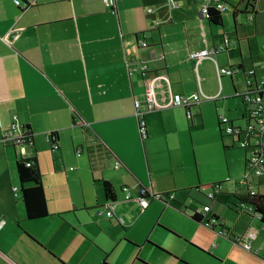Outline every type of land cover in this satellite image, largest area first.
Masks as SVG:
<instances>
[{
	"label": "crops",
	"instance_id": "crops-1",
	"mask_svg": "<svg viewBox=\"0 0 264 264\" xmlns=\"http://www.w3.org/2000/svg\"><path fill=\"white\" fill-rule=\"evenodd\" d=\"M24 3L28 6L20 8L12 0H0V264H121L108 260L114 249L130 251L135 256L131 264H189L182 255L186 248L215 264H264V221L235 206V192L243 190L236 184L244 176L245 154L243 176L234 179V190L228 193L237 214L230 224L221 219L216 204L221 186L215 199L207 202L209 189L200 185L209 183L195 185L189 166L192 157L185 136L202 124L201 102L208 98L192 104L190 116L185 108L170 105L174 94L189 96L201 90L219 97L228 92L222 83L226 74L218 76L217 66L241 64L245 71L255 70L229 61L230 51H240L241 37L212 31L200 10L202 5L211 6L212 0H112L109 8L103 0ZM246 3L227 0L226 11L232 4L231 17L233 12L237 16L245 12ZM257 3L253 18L246 19L254 27L253 36L262 40L264 23L261 32L255 29ZM222 35L235 40L230 50L218 52L214 60L203 58L197 65L188 58V51L215 43ZM261 49L264 57V39ZM131 59L146 62L148 72L129 73ZM205 60L213 64L212 84L201 83L199 67ZM263 74L264 69L255 70L253 79ZM233 75H227L232 96L240 98L245 88L233 87ZM148 88L154 91L158 107L141 112L146 135L140 139L133 102L143 100ZM72 114H78L73 121ZM215 115L219 128L220 115ZM13 116L33 133L22 154L4 140ZM50 131L58 133L57 147L52 149L47 141ZM225 146L237 145L232 139ZM19 155L37 159L46 218L27 219L23 203L14 195L13 184H18L14 163ZM263 176L248 177L254 192ZM102 180L112 185L114 202L104 198L99 203ZM122 186L128 188L129 199ZM142 187L150 189L143 208L137 200ZM160 193H168V198ZM193 193L203 194L197 204L191 201ZM207 203L206 217L216 215V225L228 229L230 236L206 226L204 218L191 217L202 218V206ZM106 205L113 211L106 218L113 217L114 222L90 220L91 209ZM100 211L104 210L95 216L104 215ZM166 213H176L181 225L165 217ZM248 232L255 234L251 250L241 245Z\"/></svg>",
	"mask_w": 264,
	"mask_h": 264
},
{
	"label": "rangeland",
	"instance_id": "rangeland-1",
	"mask_svg": "<svg viewBox=\"0 0 264 264\" xmlns=\"http://www.w3.org/2000/svg\"><path fill=\"white\" fill-rule=\"evenodd\" d=\"M173 1L179 2L181 0ZM262 1L263 0H259V3H257L256 5L257 10L255 14V29L258 33L263 30L264 23ZM229 5H231L229 6L230 10L232 9L231 7L233 5ZM229 10H225L222 12L221 26L211 25L212 31H217V35L221 33H237V35L241 37V52L238 50L230 51L228 56L229 61H238V63L242 62L245 67H253L258 72L263 71V52L261 49V42L264 38L260 40L261 38L259 36H253L252 29L254 27L252 23L247 22L246 19L249 16V13L241 10L240 12H238L235 21H233ZM199 73L202 77L201 83H204V80H206L205 82L209 84L213 83V78L215 76L213 71V64L211 61L205 60L199 67ZM223 78L222 83L226 88H229V91L227 92L226 89L222 92L223 96L219 95V97H216L214 99H207L201 102V106L203 108V117L201 119L202 124H200L198 128H195L196 130L194 129L195 131L192 132V135L190 132H187L185 140H187L188 137L191 152L190 157H192L190 158L191 160H189V166L190 171L193 170L195 174V185H197L198 182H220L219 185L221 186L222 192L220 193L219 198H216V204L221 209V219H227L229 223L232 224L236 221L237 214L235 213L231 205V201L233 200H230L231 197L228 193H231L230 191L234 190V179H238L243 176L244 149L237 146L224 148L225 145H230L232 143V139L225 131H221L216 126L217 117L215 114L217 113L218 115H225L228 119L234 118L233 124L244 126L243 120L235 119H239L241 115H247L248 105L242 104L240 98L232 96L230 80L227 75ZM233 87H235L237 91L243 90V88H245L244 74L240 72V70L236 71L233 75ZM193 153L196 161L193 160ZM90 182L91 184H94L92 181ZM261 183L262 185L260 186V188L255 189V191L264 194V176L261 177ZM13 186L17 187V183L13 184ZM13 186H11V189ZM71 187L73 188V190L77 189L75 183L72 184ZM225 191L227 193H225ZM201 192L203 191L201 190ZM116 193L120 194V191L117 190ZM201 196H203V194L193 193V198H191V201H194V203L197 204L198 200L196 199L201 198ZM121 197H123V194ZM92 199H94L93 196ZM97 199L99 203H101V205L104 203L103 195H99ZM207 200V202H211L209 199ZM93 201L94 200H92V202ZM99 210H105V207L101 206L95 209H91L90 211L92 212V216L90 220L92 219L93 221L97 222L105 221L107 223L109 221H115L113 217L109 220L105 215H102L101 217L95 216L96 212ZM164 216L172 222L181 225L182 219L178 218L176 213L172 216L166 213ZM179 248L182 250V246H180ZM182 255H186V257H188V260L190 262L184 259L183 260L189 264H215L211 260L197 253V251H194L190 248H186L185 253H182ZM134 259L135 256L131 257L130 251L119 249H114V251L110 252L108 256L109 261H120L121 264H131L133 263Z\"/></svg>",
	"mask_w": 264,
	"mask_h": 264
},
{
	"label": "built area",
	"instance_id": "built-area-1",
	"mask_svg": "<svg viewBox=\"0 0 264 264\" xmlns=\"http://www.w3.org/2000/svg\"><path fill=\"white\" fill-rule=\"evenodd\" d=\"M112 0H103L106 7H111ZM12 2L20 7L25 8L28 4L24 3V0H12ZM218 11L223 12L227 9V0H212V5ZM208 6L202 5L201 13L205 14ZM253 18L252 15L248 16V20ZM14 36L16 35L13 34ZM139 45H146V42L143 40H138ZM235 40L233 41L230 36L222 35L217 39L215 43L207 44L203 48L193 49L188 51V58L192 59L197 63L203 58H210L214 60L215 55L221 51H228L235 45ZM163 54L159 55L158 58L163 59ZM263 69H264V57H263ZM127 68L129 73L140 72L146 73L148 72V64L142 61L136 60H128ZM234 69L229 66H217V74L221 76L223 74L231 75ZM255 74V70L249 69L245 71V89L239 94L243 103L248 105V113L246 116L242 117L244 121V126L235 125L233 122L228 119L225 115H220L218 117V126L221 131H225L236 143L239 148L244 149L245 154V170L244 176L240 180H238L236 186H243V190L241 192H235L239 198L243 197L246 192H254L253 191V183L248 182L249 176H261L264 175V74L261 76L259 80L253 79ZM197 83H200V77L197 76ZM262 87V88H261ZM259 89V90H257ZM217 96V95H216ZM216 96H207L199 91L193 92L191 95L186 96L183 94H174L170 99V105L173 106H181L185 108L186 115L190 116V106L192 104L198 103L200 98H208L214 99ZM134 114L138 118V132L140 139L145 138L146 135V126L141 115L143 110H151L158 107L154 97V91L151 88H148L145 92V97L143 100L135 99L134 102ZM21 126L17 123L16 117L13 116V119L5 131L4 140L14 147L19 149V152L23 153V146L25 144L22 143L21 138ZM28 164V162H27ZM118 162H115V166ZM122 191L125 192V198L129 199L130 194L129 190L126 186L121 187ZM219 189V184L214 187L209 188L206 192V196L208 199H215L216 192ZM14 195L17 194V187H13ZM141 195L137 198L140 206L143 208L147 205V199L145 197L144 191H141ZM150 195V194H149ZM156 196V195H155ZM237 210L242 212H251L259 218V215L254 212L253 207L247 204L243 200H237L235 204ZM210 211V206L207 203L202 206V214L204 218V224L206 226L213 225L212 230L217 231L219 234L224 236H230V232L228 229L223 228L220 225H216V220L212 216L206 217V213ZM103 212L105 216L110 217L113 213L112 207L106 205L104 211H100L99 214ZM121 221V219H119ZM3 223V219L0 218V227ZM253 232L246 233L243 242L241 243L242 247L251 250L250 241L254 238Z\"/></svg>",
	"mask_w": 264,
	"mask_h": 264
},
{
	"label": "trees",
	"instance_id": "trees-1",
	"mask_svg": "<svg viewBox=\"0 0 264 264\" xmlns=\"http://www.w3.org/2000/svg\"><path fill=\"white\" fill-rule=\"evenodd\" d=\"M256 0H247L245 12L254 16ZM236 13L233 12L232 18L235 21ZM205 20L208 25H222V13L213 6H208L205 13ZM234 71L242 72L245 76V70H243L241 64H228ZM233 72L231 75H233ZM264 87V85H262ZM261 87V88H262ZM259 90V89H257ZM78 117V114H72V121ZM21 135L19 136L23 144H30L32 142L33 133L28 125H21ZM47 141L50 148H56L58 143V133L56 131H50L47 134ZM14 147L13 145H11ZM226 148V146H224ZM28 162V164H27ZM15 172L17 176V194L21 202L24 205L26 218L33 220L48 216V210L46 205V198L44 194V188L42 183V173L39 169L38 162L35 156H23L19 155L15 159L14 163ZM220 182H214L209 184L200 185L201 189H209L218 185ZM103 195L106 200L115 201V193L112 185L102 180ZM144 191L145 197H149L150 189L148 187H142L140 189ZM141 195V194H140ZM159 195L168 198V193H160ZM236 196V194H235ZM237 200H243L247 204L253 207L255 213L259 215V220L264 221V194L258 192H246V194ZM105 206V205H104ZM191 217L195 220L202 221V218L198 214H193ZM216 222L218 217L212 216ZM209 227H214L210 225ZM232 238V237H230Z\"/></svg>",
	"mask_w": 264,
	"mask_h": 264
},
{
	"label": "bare ground",
	"instance_id": "bare-ground-1",
	"mask_svg": "<svg viewBox=\"0 0 264 264\" xmlns=\"http://www.w3.org/2000/svg\"><path fill=\"white\" fill-rule=\"evenodd\" d=\"M222 13V12H221Z\"/></svg>",
	"mask_w": 264,
	"mask_h": 264
}]
</instances>
